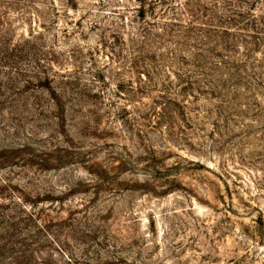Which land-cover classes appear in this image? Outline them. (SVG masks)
Returning <instances> with one entry per match:
<instances>
[{
  "label": "rangeland",
  "instance_id": "obj_1",
  "mask_svg": "<svg viewBox=\"0 0 264 264\" xmlns=\"http://www.w3.org/2000/svg\"><path fill=\"white\" fill-rule=\"evenodd\" d=\"M0 30L34 47L0 76V264H264V0H0Z\"/></svg>",
  "mask_w": 264,
  "mask_h": 264
},
{
  "label": "trees",
  "instance_id": "obj_2",
  "mask_svg": "<svg viewBox=\"0 0 264 264\" xmlns=\"http://www.w3.org/2000/svg\"><path fill=\"white\" fill-rule=\"evenodd\" d=\"M185 9L188 12L193 11V8L189 3H187ZM171 10H173V9H171ZM235 11H237V10H232V13L230 15L226 16L225 13L220 14L219 12H214V11L211 13H205L203 10H199L202 17L206 21V23H204L203 25L201 24L202 32H205L206 38H207V35H210V36L212 34L219 35L221 33L226 34V33L230 32L231 29H236L239 31H246L247 30L246 28L252 27V28H254L253 30L255 32H258V30H260V28H258L259 26L256 24L255 20L252 21L250 19H245V17L243 16V14L241 12H235ZM168 13H170V12H168ZM170 14L172 16H175V17L179 16L175 11L171 12ZM161 15H162V17H165L167 15V10H165V12H163V14H161ZM143 16H144V10L142 9V11H140V14L138 15V17H143ZM192 16L196 17L193 14H192ZM247 21L248 22L251 21V23H248ZM191 31H193V30L191 29ZM247 31H249V30H247ZM7 34H9V33H4L3 30H0V76L1 75H3V76L24 75L25 76V74H27L28 71L23 70L22 68H18L15 64L17 62H19L20 60H22L21 55L24 54L23 58L25 57V51L27 48H34V47L31 46L30 41L28 39H26L22 43V45H18L17 47L12 48L11 43L8 42L9 40L6 38ZM153 34L154 33L151 32L149 34V36L146 37V41L142 43V45H144V47L141 49L142 51L146 48V46H147L146 43L148 42L149 38L151 36H155ZM140 36H142V38H145V37H143V35L141 33H140ZM198 39H200V38H198ZM5 42H6V44H5ZM133 42L135 43L134 46L140 45V44H137L138 42L136 40ZM244 43H246V42H244ZM246 47H247V50L250 51V48H248L247 44H246ZM122 52H123V50H122ZM14 56H15V58H14ZM41 61H42V59L39 57V54H36V55L33 54L31 56L30 64L33 63L34 66H38L39 70L45 75L46 71L41 69ZM0 88H2L1 84H0Z\"/></svg>",
  "mask_w": 264,
  "mask_h": 264
}]
</instances>
